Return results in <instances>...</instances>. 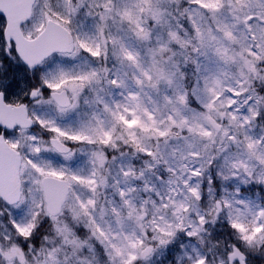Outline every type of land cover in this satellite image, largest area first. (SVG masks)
<instances>
[{
    "label": "snow or ice",
    "instance_id": "snow-or-ice-1",
    "mask_svg": "<svg viewBox=\"0 0 264 264\" xmlns=\"http://www.w3.org/2000/svg\"><path fill=\"white\" fill-rule=\"evenodd\" d=\"M0 264H264V0H0Z\"/></svg>",
    "mask_w": 264,
    "mask_h": 264
}]
</instances>
